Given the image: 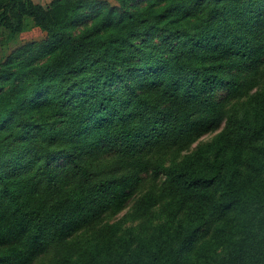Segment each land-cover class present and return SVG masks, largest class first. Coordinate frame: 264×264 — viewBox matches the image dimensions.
I'll list each match as a JSON object with an SVG mask.
<instances>
[{"label": "trees", "instance_id": "trees-1", "mask_svg": "<svg viewBox=\"0 0 264 264\" xmlns=\"http://www.w3.org/2000/svg\"><path fill=\"white\" fill-rule=\"evenodd\" d=\"M0 264H264V0H0Z\"/></svg>", "mask_w": 264, "mask_h": 264}, {"label": "rangeland", "instance_id": "rangeland-1", "mask_svg": "<svg viewBox=\"0 0 264 264\" xmlns=\"http://www.w3.org/2000/svg\"><path fill=\"white\" fill-rule=\"evenodd\" d=\"M34 1L42 3V4H46L50 0H34ZM30 36H32V33L28 32V33L23 35V38H30ZM218 131H219V129L215 130V131H211V132L205 133L204 135H202L198 140H196L191 145V149L195 148L197 145L203 143L204 141H207V140L211 139ZM130 205H131V202L129 204H127V206L121 212L118 213L117 218L123 216L128 211Z\"/></svg>", "mask_w": 264, "mask_h": 264}]
</instances>
